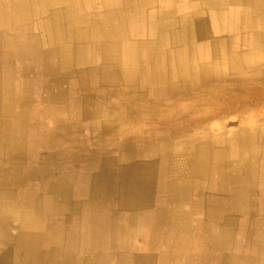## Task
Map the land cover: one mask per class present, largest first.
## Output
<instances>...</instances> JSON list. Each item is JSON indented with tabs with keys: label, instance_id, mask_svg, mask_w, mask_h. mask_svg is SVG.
Instances as JSON below:
<instances>
[{
	"label": "crops",
	"instance_id": "1",
	"mask_svg": "<svg viewBox=\"0 0 264 264\" xmlns=\"http://www.w3.org/2000/svg\"><path fill=\"white\" fill-rule=\"evenodd\" d=\"M7 3L0 0V11ZM54 8L61 11V20L34 31L42 36L58 26L70 29L67 41L53 44L41 43L39 37L34 39L38 44L22 37L19 44L12 41L6 36L15 26L0 14V225L5 228H0V244L17 251L15 264L90 262L86 254L67 247L70 230L27 229L20 214L43 218L53 204L51 218L57 223L78 218L74 206L96 202L97 212L86 215L110 219L109 232L118 235L122 227L115 222V209L131 211L138 204L122 203L138 198L124 196L122 171L112 168L124 156L134 168L132 152L116 151L112 143L145 133L140 126L163 123L166 141L199 143L186 145L185 156L216 159L234 142V155L250 159L254 169L248 178L245 171L236 174L238 182L227 188L210 182L204 191L162 178L166 188H159V197L155 176L167 161L146 162L149 174L141 184L149 199L129 221L138 223L139 212L144 213L147 248L152 239L159 244L166 221L167 254L188 252L193 243L224 251L221 264L250 256L264 264V0H74L67 16L58 2ZM39 24L38 18L32 22ZM67 45L72 50L68 64L61 56ZM32 108L37 111L31 113ZM44 114L48 119H39ZM155 154L163 157L166 148ZM234 168L205 170L231 176L238 170ZM241 174L245 182H240ZM93 189L100 197L83 194ZM166 189L173 196L166 209L152 210ZM112 191L114 198L108 196ZM58 196L70 202V214L57 213L63 203ZM172 239H187V246H175ZM41 253L52 256L38 258ZM104 257L99 254L98 262ZM109 258L116 264L123 255L113 252Z\"/></svg>",
	"mask_w": 264,
	"mask_h": 264
},
{
	"label": "rangeland",
	"instance_id": "2",
	"mask_svg": "<svg viewBox=\"0 0 264 264\" xmlns=\"http://www.w3.org/2000/svg\"><path fill=\"white\" fill-rule=\"evenodd\" d=\"M46 92L47 91H45V94H47ZM51 108L52 107H50L49 110ZM30 111L31 113H35L37 110H35V108H32ZM41 118H44L45 120L48 119L47 115L45 114L40 116L39 119ZM31 119L33 118L31 117ZM140 128L146 129V132L138 136L136 135L127 136L128 138L126 140L116 141L115 143H112L116 151L122 150V152L125 153L126 151L129 150V152H132L131 163L132 164L134 163L135 165L134 168H129L132 167V165L129 166L128 165L129 162L123 161L124 160L123 158L125 156L121 159L117 158L119 162L112 167L122 171L119 178L121 180L122 189L125 197H128L129 194H133L135 191H137L138 186L147 179L149 174V169H148L149 163L146 162L149 161L161 162L162 160H164L167 161V163L172 164L171 166L166 165L163 168H159L157 175L155 176L156 183H155L154 191L155 194H157L159 197H160L158 192L159 188L161 187L166 188V184H164V182H161L162 178L163 181H165L166 179V182H170V183H179V182L191 183L192 181H194L193 171H192V167L190 168V163L193 160H195V158L185 156L186 149H188V146L186 145L191 144L193 146L194 145L196 146L199 145V143H194V142L188 143L180 139H176L173 141H166V123H163L161 125L155 124V125L140 126ZM175 138H179V136H176ZM161 146L166 148V154L163 157L155 154L158 152L157 148H160ZM107 152H111V151H107ZM223 157H224V161L227 163L239 162L240 160L241 162L248 161V158H244V157L240 158L237 155H226ZM210 161H212V159H210ZM137 163H143V164L137 166ZM240 172H241L240 170H237L232 175L235 176L236 174H240ZM199 173L203 175V179L204 181H206V183L219 182L220 173L211 174L209 171L205 169L199 171ZM113 175L115 176V174ZM161 175H163L164 177H162ZM100 179L103 181L102 177ZM97 181L101 182L99 180ZM108 181H110V179ZM116 184L119 185L118 183ZM117 191L119 192L121 191V189ZM169 193L172 194L170 191L166 189V196L163 197V199L156 197V200H154V205L151 206V209L154 210L161 207L166 209V200H168L169 197L173 198V196L171 195L169 196ZM54 195L55 194H53V196ZM58 197L63 200V203L58 205L57 213L60 215L64 214L65 216L64 212L67 209L68 213L70 214L72 210V206H70V202L66 204L64 203L66 199L65 197L63 196H58ZM42 204H43L42 206L45 207L46 205L45 200H43ZM135 204H138L137 206H139V201L135 203H128V202L122 203V205H127V206L135 205ZM35 207L41 208V202L35 201ZM99 208L100 206L96 202H93L91 205L87 204L86 206L76 205L74 206V212L73 211L72 212L76 214V216L79 215L78 218L65 220V222H68L70 224L69 226L71 229L70 230L71 234H69L66 238L70 240V244H68L67 247L77 253L81 252L86 254L87 255L86 258L90 262H86L85 264H109V263L115 264L114 262L109 261L110 259L109 255H112L113 252H115L116 255L122 257V255L124 254L125 255L132 254L135 256L139 254H144L148 251L146 245L147 231L145 229L147 226V222L144 221L145 219L143 218L144 215L143 212H139V216H140L139 222L131 224L132 222L129 221V218H131V215L133 217L136 214V212L124 210L119 207L116 208L115 211H117L119 215L118 217H116L117 219L115 222L117 223V225L118 224L121 225L122 230L120 228V233L114 236L112 233L109 232V230H111L112 228V225L110 224V219L107 220L104 217L90 219L91 217L89 218L88 215H86L88 211L97 212ZM45 214H46L45 217L42 218L41 216L38 219H34L33 214L29 212L26 213V215L20 214V216L23 218L25 217V220L27 221V229L40 230L42 232H45L43 226L45 223H47L51 215L54 214L53 204L50 205V207L48 208ZM164 224L165 227L163 230L160 231L159 234L160 239H159L158 247L154 248L152 251L155 255H159L161 252H166L167 250H169L166 247V221L164 222ZM116 238H118L119 242L114 250L109 245L108 241ZM234 239L238 243L242 241V238L236 237ZM188 249L189 251L186 252L185 254L177 251L171 252L176 254L177 256L171 258L170 259L171 261L169 262L165 261L164 264H221L219 257H221V254L224 253V251H220V250L217 251L216 248L210 249L209 247H205V246L199 248L198 246L196 247L193 243L191 244V247ZM227 250L228 251L226 252L232 258L234 254L232 253V249L228 248ZM99 254H104L105 256L108 257L107 259L106 257H104L98 262ZM236 255L238 254L236 253L235 256ZM120 261L121 260L118 259L116 264H121L122 262ZM132 264H139V263L138 261L134 260L132 261Z\"/></svg>",
	"mask_w": 264,
	"mask_h": 264
},
{
	"label": "bare ground",
	"instance_id": "3",
	"mask_svg": "<svg viewBox=\"0 0 264 264\" xmlns=\"http://www.w3.org/2000/svg\"><path fill=\"white\" fill-rule=\"evenodd\" d=\"M7 1H8L7 6L4 8V11L3 10L0 11V14L2 12H4V14H5L4 18L10 20L13 23L12 26H15V28L14 27L11 28L9 35L6 36V37H10L12 41L17 40V43L19 44L18 41L21 40L20 37L24 38L25 41L32 42V43H37L36 40H34V39H36L38 37L40 38L41 43H47L48 42V43L53 44L54 40H57L58 42H60V41L64 42V41L68 40V37L70 36L69 35L70 29L68 30L67 28L66 29L62 28V26L56 27L55 31L46 30L49 33L46 31H43L42 36L36 35L34 33V31H36L35 27H39L40 25H43V27H40L39 29H42V28L47 29L46 25H49L51 22H54L57 19H58V21L61 20L60 19L62 17L61 11L56 9V8H54V10L52 9V7H54V5H55V2H58V5L62 6L63 9L65 8L66 11L65 10L64 11L67 13L66 14V16H67L71 10V6H73V4H74V0L73 1L72 0H7ZM60 1H63V2H60ZM1 16H2V14H1ZM37 18L41 19V24L36 25V26L35 25L32 26V22L35 21V19H37ZM22 25L27 26V27L25 29H19V28H23ZM51 33L53 34L54 37H52L50 35ZM52 38H53V41L51 42ZM33 46L34 45H32V47ZM68 48H69V46L67 45L66 49L61 53V56L64 58V60H65L64 62L66 64L69 63L68 61H70L71 54H72V50L71 49L69 50ZM14 49H15V47L12 46V52L11 53H14V51H13ZM18 49H19V47L17 48V50ZM18 52H19V50L17 51L16 54H18ZM65 57H66V59H65ZM13 65H14V62H11V70L12 71L16 70L15 66H13ZM233 66H235V65H233ZM240 67H241V65H240ZM214 69H215V67H214ZM7 85L9 86L8 83H7ZM11 89L12 88L9 86V92ZM10 96H11V94H10ZM232 145H233V147H231ZM236 145H237V143H235V144H234V142L230 143V145L227 146L228 148L225 147L224 151L222 150V151H220V153H222V154L224 153V156L234 155L236 152V149H237ZM163 149H164V147L161 146L160 148H157V151H161ZM203 150H204V148H203ZM203 155H205V154H203ZM203 155H199V156H203ZM212 161H213V163H212ZM212 161H210V159L207 157H203V158L198 157L195 160H193L190 163V168L192 167L194 181H192L191 183L188 182L187 186L194 184L198 188L202 189L201 191L208 190L207 187H209L210 184L206 183V181H204L202 174H199V171H202L204 169H210V168L225 169V168H229L230 166H234L235 167L234 169L240 168L238 170L245 171L243 173H244V175L247 176V178L250 176L248 171H250V173H252V171L254 169L253 165H251L250 159H249L248 163L241 162V160L239 162L227 163L224 161V157L220 156L219 158L212 159ZM163 164L165 166L166 165H169V166L172 165L171 163H167V162H163ZM255 168H257V167H255ZM219 173H220L219 183H220V185L222 184L223 187H225V188H227L228 185L230 186V183H232V182H235V183L238 182V177L236 175L235 176H229V175L224 174L222 172H219ZM244 175L241 174L240 182H245L244 179H246V177ZM195 180H198L200 183L196 182ZM142 187H143V184H140L137 188V191L134 192L133 198H138L139 206L133 207V209L131 210L133 212H137L136 209H139L141 211L146 206V202L149 199L148 194L146 193V191H144L145 188L144 187L142 188ZM232 192H233L234 197H237L238 191L233 190ZM83 194H85V196L100 197L99 191L94 190V189L85 191ZM28 196H30V195H28ZM108 196L114 198L116 196V192L112 191L110 194H108ZM1 212H4V211L0 207V214H1ZM64 213L66 216V214L68 213L67 209L65 210ZM136 216H137V214H135L133 217H136ZM131 217H132V215H131ZM56 224H58V225H56ZM69 225L70 224L68 222L61 221V220L56 223V221L50 217L48 219L47 223H45L43 227H44L45 232H48V233H50L52 231H56V230L61 232V233H65V232L71 230ZM0 228L5 229L1 225H0ZM113 235L115 236L116 234H113ZM217 239H218L217 245H219V247L222 246L224 239L221 237L217 238ZM157 240L158 239H152L151 240V247L144 254H139V255H135V256L132 254L131 255L128 254L125 256L123 255V259L121 260V262H122L121 264H129V263L132 264V261H134V260L138 261L139 264H164L165 261L169 262V261H171L170 260L171 258L177 256L174 253H168L167 254L166 252H164V253L161 252L159 255H155L152 251L154 248H156L158 246V245H155ZM172 240H173V245L178 246V247H182V248L187 246V243H188L187 239H182L179 242H174V239H172ZM115 241L119 242L118 238L112 239L111 243H110V241H108L109 245L112 248L115 245ZM25 243L28 245L27 242H25ZM124 243H125V241H124ZM61 245L65 246L66 243L61 242ZM124 245H126V244H124ZM3 247H5L4 242L0 244V264H15L14 256L17 253V251H15L11 248H3ZM4 249H6V250H4ZM61 251H62V249H61ZM67 252H69V251H67ZM20 253L25 254L27 252L24 251V252H20ZM182 253L185 254L186 252L182 251ZM66 254H68V253H66ZM51 256H52L51 254H47V255L42 254V255H39L38 258L43 259L44 257H51ZM29 258L31 259V257H28V261H31L30 263H33V260L32 259L29 260ZM192 258H193V256H192ZM66 259L69 260L70 257H67ZM257 261H258V259L253 258V256H250L249 259H244V260H242L241 258H234L233 259L234 264H257L258 263ZM64 263H62V264H64Z\"/></svg>",
	"mask_w": 264,
	"mask_h": 264
}]
</instances>
